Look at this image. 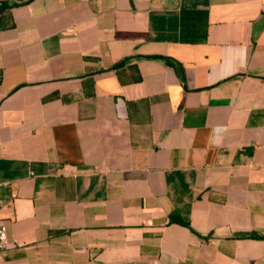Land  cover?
<instances>
[{
	"label": "crops",
	"instance_id": "1",
	"mask_svg": "<svg viewBox=\"0 0 264 264\" xmlns=\"http://www.w3.org/2000/svg\"><path fill=\"white\" fill-rule=\"evenodd\" d=\"M0 3V264H264V0Z\"/></svg>",
	"mask_w": 264,
	"mask_h": 264
},
{
	"label": "built area",
	"instance_id": "2",
	"mask_svg": "<svg viewBox=\"0 0 264 264\" xmlns=\"http://www.w3.org/2000/svg\"><path fill=\"white\" fill-rule=\"evenodd\" d=\"M8 244L7 227L2 219H0V257L3 255Z\"/></svg>",
	"mask_w": 264,
	"mask_h": 264
},
{
	"label": "trees",
	"instance_id": "3",
	"mask_svg": "<svg viewBox=\"0 0 264 264\" xmlns=\"http://www.w3.org/2000/svg\"><path fill=\"white\" fill-rule=\"evenodd\" d=\"M10 7H11V5L8 4V3H0V15H1V13L3 12V10H4L5 8H10ZM123 63H124V61L118 63V64L115 66V68L119 67V66L122 65ZM170 222H177V223H181V224H183V225L189 226V223L183 221V220L179 217V215H177L176 213H173V214L171 215Z\"/></svg>",
	"mask_w": 264,
	"mask_h": 264
}]
</instances>
